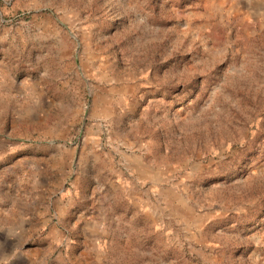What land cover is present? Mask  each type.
Segmentation results:
<instances>
[{
  "label": "rangeland",
  "instance_id": "obj_1",
  "mask_svg": "<svg viewBox=\"0 0 264 264\" xmlns=\"http://www.w3.org/2000/svg\"><path fill=\"white\" fill-rule=\"evenodd\" d=\"M35 201L38 264H264V0H0V247Z\"/></svg>",
  "mask_w": 264,
  "mask_h": 264
},
{
  "label": "crops",
  "instance_id": "obj_2",
  "mask_svg": "<svg viewBox=\"0 0 264 264\" xmlns=\"http://www.w3.org/2000/svg\"><path fill=\"white\" fill-rule=\"evenodd\" d=\"M98 126V124H97ZM25 205L19 210V222L13 234H7L3 245L0 247V252L3 254L4 264H38V248L31 251L17 250V239L25 237L34 226L32 223L40 217V205L38 201L33 203L32 209L24 208ZM0 212L3 215L11 216L13 214V205L6 203ZM36 249V250H35Z\"/></svg>",
  "mask_w": 264,
  "mask_h": 264
}]
</instances>
